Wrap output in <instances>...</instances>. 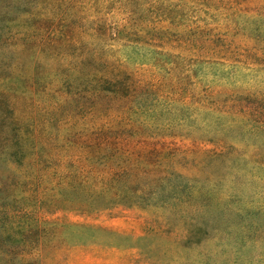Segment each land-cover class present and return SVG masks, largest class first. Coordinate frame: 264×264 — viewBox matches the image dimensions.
I'll return each instance as SVG.
<instances>
[{
	"label": "rangeland",
	"instance_id": "374dc122",
	"mask_svg": "<svg viewBox=\"0 0 264 264\" xmlns=\"http://www.w3.org/2000/svg\"><path fill=\"white\" fill-rule=\"evenodd\" d=\"M87 58L154 93L98 112ZM103 120L161 198L86 188ZM0 264H264V0H0Z\"/></svg>",
	"mask_w": 264,
	"mask_h": 264
},
{
	"label": "trees",
	"instance_id": "16d2710c",
	"mask_svg": "<svg viewBox=\"0 0 264 264\" xmlns=\"http://www.w3.org/2000/svg\"><path fill=\"white\" fill-rule=\"evenodd\" d=\"M103 64L98 58H87L80 62L79 67L88 85L85 90L93 93L98 100L95 106L98 112L105 107L103 100L110 101L114 106L111 108L113 111L121 104L131 102L143 91L154 93L147 81L136 79L135 75L125 68L102 67ZM103 123L105 124H100V133L97 134L96 141L94 166L97 167V174L92 179V183L88 180L85 184L86 188L90 187L89 184L93 185L96 198L100 197L103 204L107 202V207L134 204L145 206L150 199L161 198L163 193L160 187L167 176L159 158L155 155L157 152L145 146L122 145L115 140L117 139L113 135L115 131L109 128L111 123L108 120H103ZM14 137L18 138L16 134ZM14 143L19 146L17 140ZM20 153V148H16L15 155ZM85 161V164H88L89 159ZM169 175L181 177L174 172ZM172 191L169 194L173 195Z\"/></svg>",
	"mask_w": 264,
	"mask_h": 264
}]
</instances>
